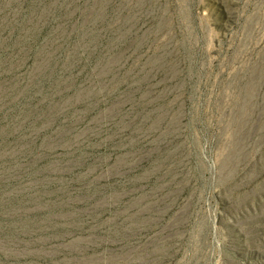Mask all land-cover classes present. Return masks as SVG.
Listing matches in <instances>:
<instances>
[{"label":"rangeland","instance_id":"obj_1","mask_svg":"<svg viewBox=\"0 0 264 264\" xmlns=\"http://www.w3.org/2000/svg\"><path fill=\"white\" fill-rule=\"evenodd\" d=\"M0 264H264V0H0Z\"/></svg>","mask_w":264,"mask_h":264}]
</instances>
